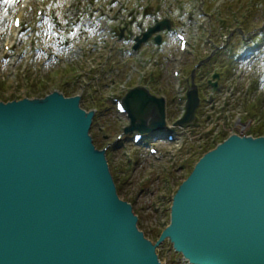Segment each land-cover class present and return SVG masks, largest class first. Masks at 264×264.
Segmentation results:
<instances>
[{
  "label": "water",
  "instance_id": "1",
  "mask_svg": "<svg viewBox=\"0 0 264 264\" xmlns=\"http://www.w3.org/2000/svg\"><path fill=\"white\" fill-rule=\"evenodd\" d=\"M128 131L166 127L165 104L137 89ZM79 99L0 104V264H159L120 201ZM196 88L178 124L195 119ZM201 264H264V138L206 154L175 197L162 235Z\"/></svg>",
  "mask_w": 264,
  "mask_h": 264
},
{
  "label": "rangeland",
  "instance_id": "2",
  "mask_svg": "<svg viewBox=\"0 0 264 264\" xmlns=\"http://www.w3.org/2000/svg\"><path fill=\"white\" fill-rule=\"evenodd\" d=\"M42 1L48 8L47 15L38 17V2L34 0L23 13L24 28L18 37L16 33L13 35L12 20L20 0H6L0 8V55L9 53L0 71V81L6 83V95L22 97L31 96L33 92L59 90L66 94L82 95L83 106L87 109L93 107L92 98H98L108 106V110L100 114L97 128L94 129V133L99 135V144L104 146L118 141L119 135L123 139L126 120L117 114L113 98L122 97L129 86L126 80L129 64L136 63L138 68H143L141 62H144L148 70L161 69L159 83L174 99V102L170 100L169 124L177 119L176 105L184 107L185 102L180 104L177 100V80L171 74L167 59L163 60L164 68L161 65L157 67L153 60L146 63L145 53L152 49L149 44L148 49L139 54L140 60H129L131 42L118 39L119 28L124 27L129 19L126 0H121L125 3L122 9L123 2L118 0ZM135 2L133 5H137ZM67 4L71 6L69 9L66 8ZM54 6L59 9V13H56L61 31L58 37L54 36L51 27L54 21L51 10ZM89 16L91 24L85 25ZM157 16L170 17L175 21L177 31L185 30L189 35L186 54L178 50L176 33H170L163 46L165 52H177V57H184V66L189 68L186 78H190L192 66L216 48L221 49L207 66L210 78L215 72L222 76L217 90L208 87L205 93L207 101L202 102L198 109L195 124L189 129H178L177 141L160 149L161 159L152 155L144 142L135 145L132 136L125 144L120 139L119 144L113 146L115 151L110 157L118 167L116 174L123 186L120 197L131 200L134 207L139 209V225L149 238L152 230H158L162 223L167 225L170 222L173 197L207 144V148H211L214 141L219 144L222 141L219 135L223 132L229 135L241 133L237 128L240 121L245 124L244 132L247 135L255 136V129L261 131L263 128L264 131V43L261 41L264 36V4L257 5L253 0H165L162 13ZM139 19L141 17H132V21ZM149 20L150 17L144 24L149 25ZM94 23L97 24L93 26ZM101 25H105L106 29L99 32ZM234 29H237L236 32L231 39H227ZM31 36H34L35 43L32 53L28 50ZM5 43H14L11 51L4 49ZM74 44L82 47V52L73 53L71 46ZM190 53H196V59ZM253 55L256 56L255 60L252 59ZM236 61L239 62L233 66ZM184 78H181V86L186 88L188 85ZM228 87L232 89L229 92ZM223 91L228 93L224 94ZM259 99H262L261 106ZM104 135H107V140L102 138ZM169 152L175 157H170ZM171 172L174 181L169 177ZM160 194H164L165 198H160ZM159 209L162 214L158 212ZM151 242L155 244L156 240L151 239ZM157 250L163 261L167 255V261L171 264H183L181 254L171 250L169 239H165Z\"/></svg>",
  "mask_w": 264,
  "mask_h": 264
},
{
  "label": "bare ground",
  "instance_id": "3",
  "mask_svg": "<svg viewBox=\"0 0 264 264\" xmlns=\"http://www.w3.org/2000/svg\"><path fill=\"white\" fill-rule=\"evenodd\" d=\"M30 104H33L32 102H29ZM39 104L43 105V103L40 101ZM237 128H239L240 130L244 131L245 126L243 125H237ZM166 237V236H165Z\"/></svg>",
  "mask_w": 264,
  "mask_h": 264
},
{
  "label": "snow or ice",
  "instance_id": "4",
  "mask_svg": "<svg viewBox=\"0 0 264 264\" xmlns=\"http://www.w3.org/2000/svg\"><path fill=\"white\" fill-rule=\"evenodd\" d=\"M17 23H19V22H17Z\"/></svg>",
  "mask_w": 264,
  "mask_h": 264
},
{
  "label": "trees",
  "instance_id": "5",
  "mask_svg": "<svg viewBox=\"0 0 264 264\" xmlns=\"http://www.w3.org/2000/svg\"><path fill=\"white\" fill-rule=\"evenodd\" d=\"M114 174V173H113ZM117 180V179H116Z\"/></svg>",
  "mask_w": 264,
  "mask_h": 264
}]
</instances>
